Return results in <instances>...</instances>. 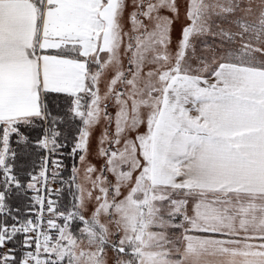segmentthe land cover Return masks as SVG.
Listing matches in <instances>:
<instances>
[{"label": "rangeland", "instance_id": "374dc122", "mask_svg": "<svg viewBox=\"0 0 264 264\" xmlns=\"http://www.w3.org/2000/svg\"><path fill=\"white\" fill-rule=\"evenodd\" d=\"M97 1V49L87 57L89 90L64 97L67 111L80 123L73 144L79 152L73 171L74 195L88 223L82 225V220L72 229L64 208L56 214L53 207L46 208L50 233L40 242L32 241L35 246L25 264H111V245L117 240L133 246V255L126 252L119 264H137V259L141 264H167V253L162 250L171 205L163 198L178 192L162 181L174 182L178 156H159L160 145L155 143L162 134L208 131L206 120L200 117L207 109L197 103L206 106L214 98L220 100L224 91L215 95L207 87L222 89V83L237 84L239 78L246 85L261 78L229 74L228 64L221 70V84L201 85L198 80L231 49L224 38L228 31L234 34L232 30L239 29L242 47H246L244 41L261 44L262 56H249L263 61L264 0ZM186 16L192 24L181 40ZM248 17L260 23H244ZM232 59L251 61L235 52ZM45 147L51 149L48 138ZM50 163L51 173H56L55 161ZM38 178L32 184L36 190ZM197 189L209 196L216 194L213 189ZM242 226L243 221L234 217L231 231Z\"/></svg>", "mask_w": 264, "mask_h": 264}, {"label": "crops", "instance_id": "0c3cea01", "mask_svg": "<svg viewBox=\"0 0 264 264\" xmlns=\"http://www.w3.org/2000/svg\"><path fill=\"white\" fill-rule=\"evenodd\" d=\"M97 2L0 0L1 162L6 158L10 135L17 124L45 116V93L76 97L89 90L87 57L97 49ZM255 23L260 22L255 20ZM228 70L235 76L253 74L258 79V74L261 78L246 85L239 78L237 84L222 83L225 84L222 89L207 87L215 95L218 90L224 91L220 93V100L214 98L206 106L197 103L201 109H207V114L200 117L206 120L208 131L162 134L155 143L157 147L160 145L159 156H178L174 182L162 181L166 186L177 187V192L180 191L178 183L191 187L194 192L204 191L197 188L214 189L220 185L242 186L250 189L253 196L264 190V70L232 65ZM181 172L186 173L182 178L177 175ZM200 173L207 176L199 177ZM215 193L221 195V192ZM257 203H264V199ZM251 215L249 219L234 217L243 221L244 228L264 229V209ZM234 217L201 223L225 226L231 231ZM228 248L223 256L213 259L264 264V253L252 245H229ZM172 250L177 249L172 247Z\"/></svg>", "mask_w": 264, "mask_h": 264}, {"label": "trees", "instance_id": "16d2710c", "mask_svg": "<svg viewBox=\"0 0 264 264\" xmlns=\"http://www.w3.org/2000/svg\"><path fill=\"white\" fill-rule=\"evenodd\" d=\"M251 19L252 17H248L244 23H255V20ZM232 31L235 33L228 31V35L224 37L227 45L236 54L240 53L245 60L251 61L235 60L230 65L264 70V57L263 61L260 60L261 63L256 64L255 61L259 59H251L249 56L253 54L261 57L263 54L261 44L244 41L246 47H242L238 38L239 29ZM238 44L240 48L237 47ZM64 97L70 98L62 93H45L43 96L45 116L34 117L26 123H18L10 135L4 162H1L0 154V264H25L24 259L33 247V242L26 231V227L34 220L38 208L37 190L32 184L40 175L48 152L49 160L55 161L56 173L52 175L58 189L47 193V206L54 208L52 210L54 214L60 213L64 208L72 221V229L82 220V225L88 223L79 213L74 195L73 171L79 152L74 149L73 144L76 140L74 134H78L77 128L80 127V123L79 119L76 118L77 121L67 111L68 103ZM2 135L3 127L0 124V152L3 144ZM46 138L51 141V149L45 147ZM56 218L60 224L61 220L59 217ZM50 264L60 262L54 261Z\"/></svg>", "mask_w": 264, "mask_h": 264}, {"label": "snow or ice", "instance_id": "6c2138e0", "mask_svg": "<svg viewBox=\"0 0 264 264\" xmlns=\"http://www.w3.org/2000/svg\"><path fill=\"white\" fill-rule=\"evenodd\" d=\"M186 19L187 23L181 26V40L188 26L192 24L191 17L186 16ZM233 55V49H226L205 74L198 76L200 84L222 83L221 70L234 62ZM255 63L259 64L261 61L257 60ZM195 110V108L192 109V111ZM135 138H138V131ZM177 175L182 178L186 173L181 172ZM177 186L180 189L178 193L163 198L171 205V210L166 214L169 224L168 231L165 233L167 239L163 246L170 264H235V261L231 260L213 259L223 256L229 250V245L249 244L258 248L260 253H264V229L241 227L238 231H228L225 226L213 227L201 223L203 220H227L234 216H240L242 219L252 218L253 212L264 209V203H257L258 200L264 199V190L253 196L250 195L251 190L248 188L220 185L212 191L221 192V195L209 196L204 191L194 192L187 185L178 183ZM157 227L163 228V225ZM172 247L177 250L173 252ZM111 251L113 253L111 264H119L120 257L126 252L130 256L133 255V246L131 244L124 246L122 240H117L111 245ZM236 254L239 255V253ZM137 264H141L139 259Z\"/></svg>", "mask_w": 264, "mask_h": 264}, {"label": "built area", "instance_id": "2783aa9c", "mask_svg": "<svg viewBox=\"0 0 264 264\" xmlns=\"http://www.w3.org/2000/svg\"><path fill=\"white\" fill-rule=\"evenodd\" d=\"M54 167V165H53ZM54 170V169H53ZM52 164L50 163L49 157L46 155L41 174L36 182L37 190L39 191V208L36 219L32 226L28 228V234L32 241L40 242L44 239L45 233H50V223L48 219V214L46 213L47 205L45 202L47 200V193L50 190L55 189V181L53 180ZM32 234V235H31ZM40 235V236H39ZM38 236V237H35ZM35 246V245H34Z\"/></svg>", "mask_w": 264, "mask_h": 264}]
</instances>
